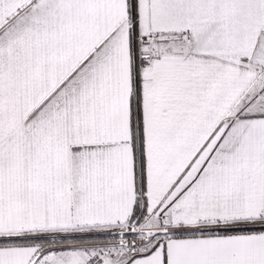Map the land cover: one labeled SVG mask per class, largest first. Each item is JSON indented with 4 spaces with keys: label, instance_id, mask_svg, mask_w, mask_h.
I'll return each instance as SVG.
<instances>
[{
    "label": "snow or ice",
    "instance_id": "obj_1",
    "mask_svg": "<svg viewBox=\"0 0 264 264\" xmlns=\"http://www.w3.org/2000/svg\"><path fill=\"white\" fill-rule=\"evenodd\" d=\"M0 264H264V0H0Z\"/></svg>",
    "mask_w": 264,
    "mask_h": 264
}]
</instances>
